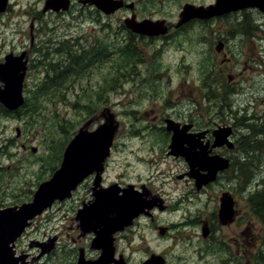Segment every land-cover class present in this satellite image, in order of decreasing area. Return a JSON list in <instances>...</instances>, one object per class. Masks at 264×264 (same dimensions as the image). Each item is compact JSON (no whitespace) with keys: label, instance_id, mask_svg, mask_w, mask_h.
Here are the masks:
<instances>
[{"label":"rangeland","instance_id":"1","mask_svg":"<svg viewBox=\"0 0 264 264\" xmlns=\"http://www.w3.org/2000/svg\"><path fill=\"white\" fill-rule=\"evenodd\" d=\"M30 1L33 3V0ZM151 1L153 3L150 1L145 3L146 10L141 2L138 3L140 16H144L145 10L147 15L174 18L177 1ZM34 15L40 18L33 20L28 18L27 14L10 13L4 15L0 23V64L14 57L22 59L25 69L20 76L22 83L25 79L27 92V102L20 108L21 110L19 109L18 114L9 113L0 116V205L18 204L27 198H32L31 191L38 182L46 180L60 168L67 144L80 129L83 127L88 130L96 129L109 119H114L118 127L113 150L107 163L108 182L112 181L111 184L116 183L117 186L123 185L128 190V183H140L144 176L154 177L159 180L151 182L153 187L156 188L158 182L162 181L167 190L174 195L191 196L201 193L202 191L198 192L196 188L192 190L185 187L178 178L188 163L182 162L183 158L164 155V149L170 144L171 136L169 137L160 126L162 115H158V112L166 113L175 107L174 103L180 102L182 92L188 89V82L195 81L194 86L198 92L202 90L200 82L208 80L206 74L211 72V57L202 45L204 34L198 31L191 35H181L180 39H173L169 43L165 39L164 51L157 56L156 52H151V49L160 42L150 43L137 39L130 41L131 39L125 37L119 30L115 36L112 28H116L117 23L113 18L103 19V23H100L93 19L80 22L78 19L53 12ZM31 24H33L32 31H37L36 39L34 37L37 44L32 47L30 46ZM71 35L75 38H71ZM103 37L108 38V41H105L108 56L98 62L101 57L99 56L94 63L92 60L82 58L83 67L78 66L80 52L82 56L86 51L83 48L94 43L100 46ZM65 38L74 40L75 46L71 57L66 55L68 46L63 42ZM59 46L63 50L57 53L55 48ZM37 50L40 52L38 53ZM44 54H48L47 57H44ZM229 57L231 58L232 55L222 58ZM232 63L237 66L235 72L241 71L244 75L245 65L242 58L234 59ZM183 64L185 71L182 72L179 65ZM169 67L171 71H168ZM146 69H150L147 75ZM162 70L164 73H161ZM250 70L254 72L252 68ZM157 71L160 73L153 79L144 81ZM62 72H65L63 77L50 81L52 77L61 75ZM180 74L182 79L189 80L186 86L182 84ZM249 75L252 73L250 72ZM256 78L254 73V79ZM244 82L245 80L241 79L234 84L235 92L236 89L240 90ZM203 84L202 86L208 91L212 90H209L208 84ZM3 87L4 82L0 79V89ZM38 89L40 93L36 94L35 91ZM214 91L212 93H215ZM230 91L232 92V89ZM240 93L241 91L237 94ZM217 98L220 99L218 96ZM226 100L227 102L220 99L217 102L223 105L227 103V106L234 102L229 98ZM183 103H188V99ZM0 105L7 108L1 101ZM95 105L96 108L92 109L91 107ZM237 107L238 105L234 103L233 112L237 115L234 117L239 119L242 117ZM153 108H163V110L152 113ZM225 112H228L227 107ZM172 116L185 122L191 117L189 114ZM167 117L171 116L167 115ZM196 118L201 119L198 115ZM206 123L207 120L206 122L200 120L196 125L203 127ZM23 144L28 147L23 148ZM32 147H38L36 154L32 152ZM59 154H61L60 160ZM103 173L104 170L98 171L94 180H91L77 199L65 203H63L65 200L57 201L53 205V211L50 210L49 213L33 220L28 237L19 243L21 249L35 253L37 256L39 251H42L41 247L46 246L47 250L41 257L43 262L40 264L77 262L78 248L83 243L78 233L79 223L75 217L77 208L85 197H93L89 189L93 186L103 188L101 177ZM228 182V179L222 178L210 186L204 197L206 202L214 203L209 200L220 192L222 183L227 185ZM105 184L107 186L106 182ZM201 214L208 218L210 212L202 211ZM66 227H70V230ZM237 230L238 224L222 228L218 232H226L217 233L213 240L215 246L219 243L223 246V259L228 264H242L241 255L236 251ZM193 232L202 244L201 252L204 258L212 261L211 264H216L218 259L214 254L219 253V248H214L213 253L206 251L208 242L200 234V224L196 225ZM55 234H60L62 238L61 245L57 249ZM219 238H222V242ZM128 240L126 243L136 248V261L144 259V239L129 236ZM225 243L231 244L230 252H227V248L223 245ZM244 261L247 264L246 255ZM30 263H33L32 260ZM170 264H179V262L171 258ZM254 264L262 263L258 259Z\"/></svg>","mask_w":264,"mask_h":264},{"label":"flooded vegetation","instance_id":"2","mask_svg":"<svg viewBox=\"0 0 264 264\" xmlns=\"http://www.w3.org/2000/svg\"><path fill=\"white\" fill-rule=\"evenodd\" d=\"M60 1H67L68 6L57 8V5H54L52 8L46 9L47 0H33V3L30 0H6V4L0 7V23L3 16L10 13L27 14V17L33 20L40 18L34 14L46 15L49 12L75 18L80 22L85 19H93L103 23V19L110 20L113 18L117 23L116 28H112L115 36L117 30H119L125 37L131 39L130 41L137 39L150 43L160 42L159 45L151 49V52H156L157 56L164 51L165 39L169 43L173 39H180L181 35H191L201 31L204 34L202 45L206 48L205 52H208L211 57V72L206 74L208 80L200 82L202 90L197 92L194 86L195 81L188 82L189 80L182 79L180 74L179 78L182 84L186 86V83H189V90L186 89L182 92V100L180 102L176 101L174 103L176 106L171 108L170 111L166 113L158 112V115H162L160 126L169 137L171 136L172 141L173 131L167 129L168 121L172 120L178 130L184 129L185 133L197 142L195 145L185 142L183 146L194 153L199 152L200 161L216 160L225 163L223 168L216 170L212 180L206 181L205 178L208 174V170L205 169L206 166L198 165L193 169L190 161L183 153L173 152L174 150L170 148V141L168 147L164 149V155L183 158L184 161L182 162L188 163L178 178L182 180L181 182L185 187L192 190L196 188L198 192L202 191L195 195L186 196L174 195L173 192H169L162 181L158 182L156 188L153 187L151 182L159 180L154 177L147 178L144 176L140 183H128L129 186L125 185L128 190L123 185L111 184L112 181L108 182L106 177L107 160L104 163L103 176H101L103 188L93 186L89 189L91 191L90 195H93V197H85L77 208L75 217L79 223L78 233L83 243L79 245L77 262L74 264H170L171 258H174V261H178L179 264H211L212 261H207L204 258V254L201 252L202 244L193 232L197 224H200L202 238L208 242L206 251L213 253L214 248H219V253L214 254L215 258L218 259L216 264L228 263L223 259L224 248L221 243L217 246L213 243L215 235L225 233L226 231L218 232L222 228H229L236 224H238L236 251L241 255L242 264H245V255L248 257L247 264H254L258 259L264 264V5L260 3V0L250 2H246V0H174L178 2V5L173 13L174 18L171 19L166 16L147 15L145 3L147 1L153 3L151 0ZM139 2L144 6V16L139 14ZM186 7L190 8L189 14H186ZM134 21H149L152 25L147 33H137L128 26L130 22L133 23ZM95 24L103 29L105 28L98 23ZM159 24H161L160 27L156 26ZM30 28V46L32 47L37 44V41H34L37 31H32L33 24ZM163 30L165 31L163 32ZM70 37L75 38L72 35ZM71 38H65L63 41L68 46L66 47V55L69 57H71L75 46L74 40ZM106 40L108 41V38L103 37L100 46L94 43L87 46V48H83L86 51L82 56L80 52L78 66L81 65L82 58L88 61L92 60L93 63L99 56L101 57L97 60L98 62L104 60L103 57L108 56ZM24 50L28 51L27 48H24ZM62 50L63 48L60 46L55 48L57 53L62 52ZM37 52L40 51L37 50ZM47 55L44 54V57H47ZM228 55H232V57L224 59ZM26 57L29 59L28 55ZM239 58H242L245 65L244 75L241 71L235 72L237 66L232 63L234 59L238 60ZM183 66L184 64L179 65L182 72L185 71ZM251 68L254 72L250 70ZM149 70H145L146 75L149 74ZM168 71H171L170 67ZM250 72L252 75H249ZM64 73L55 75L50 81L63 77ZM159 73V71L153 73L151 77L148 76L144 81H150ZM161 73H164V70ZM254 73L257 77L256 80L254 79ZM241 79H244L245 82L240 86V90L236 89L235 92L234 84L241 81ZM24 80L22 92L25 99L24 104H26L27 92ZM203 83L208 84L209 90H212L208 91L202 86ZM230 89H232V92ZM212 91L215 93H212ZM240 91L241 93L237 94ZM35 93H40L39 89ZM217 96L226 102V98L232 99L234 102L229 104L230 106H227V103L226 105L220 104L217 102L220 100ZM186 99H188V103H183ZM234 103L238 105L237 109L241 112L239 114L242 118L234 117L237 116L233 112ZM226 107L228 112H225ZM20 108L15 112L13 111L12 114H18ZM91 108H96V105ZM156 110L162 111L163 108H153L151 112L153 113ZM173 114H189L191 117L188 122H185L172 116ZM167 115L171 117H167ZM196 115L201 117L200 120L204 122L207 120L205 126L197 127L196 123L200 120L196 118ZM18 134L20 135L19 130ZM219 136L222 137L219 138ZM22 146L23 148L28 147L25 144ZM35 148L36 151L32 152L36 154L38 147ZM234 163L237 164L234 165ZM195 170L198 172H195ZM97 172L96 170L86 175L77 187L71 190L69 197L64 198L63 203L77 199L85 187L91 183V180H94ZM197 175L202 180L198 179ZM52 176L38 182L37 186L31 191L33 193L32 198H27V200L18 204H1L0 208L19 206L32 201L40 184L50 180ZM222 178L228 179V184L222 183L220 192L209 200L214 201V203L206 202L204 197L208 188ZM111 187L115 188L114 191L112 189L110 191L114 199L117 194L120 197L123 196L124 189L137 195L142 199L141 203H143L140 204L142 207L139 205L142 210L129 224L120 229L121 226H116L114 223L109 226L112 231L102 236L99 227L83 225L81 218L85 215L83 214L81 217L80 211L85 208V205L87 207L92 204L95 205L96 193L99 190L105 191ZM118 187L120 191L116 194L115 191ZM138 197L137 199H139ZM223 204L226 205V210L221 213ZM53 205L37 214L33 220L40 215L49 213L50 210L53 211ZM202 211H205V213L210 212L209 217H203ZM113 214V216L116 215L115 212ZM33 220L30 225L34 223ZM92 224H95V222H92ZM66 229L70 230V227H66ZM140 230H143V232H140ZM29 232L30 226L17 240L16 254L17 256L20 255L19 252L23 254L20 255L18 261L29 264L32 260L33 263L30 264H36V261L37 264H40L43 262L41 257L44 256L47 250L46 246L41 247L42 251L38 250L37 256L35 253L24 251L19 246V243L28 237ZM100 235L105 241L107 239L111 241V244L107 241V247H105L98 241L101 238ZM129 236L144 239V259L141 261H136V248L126 243V241H129ZM55 237L57 238V249L61 245L62 238L60 234H55ZM219 241L222 242V238H219ZM223 245L227 248V252L231 251L230 243Z\"/></svg>","mask_w":264,"mask_h":264},{"label":"water","instance_id":"3","mask_svg":"<svg viewBox=\"0 0 264 264\" xmlns=\"http://www.w3.org/2000/svg\"><path fill=\"white\" fill-rule=\"evenodd\" d=\"M250 1L253 0H246V2ZM260 3L264 5V0H260ZM5 4L6 0H0V7H3ZM54 5H57V8L60 6L66 8L68 2L47 0L46 9L52 8ZM189 13L190 8L186 7V14ZM151 25L152 23L149 21H134L133 23L130 22L128 26L137 33H147ZM156 26L160 27L161 24ZM164 31L165 30H163V32ZM24 69V63L21 58H10L5 63L0 64V79L4 82V87L0 89V101L11 110L19 108L24 103V97L22 95V76H20V73L22 74ZM117 127L118 125L115 124L114 119H109V121L100 125L93 131H89L84 127L81 128L65 148L60 168L54 172L50 180L40 184L38 190L34 194L32 202L25 203L19 208H0V264H24L18 261L19 257H15L14 242L25 229L28 220L33 218L36 214L41 213L47 207H51L52 203L57 199H64L67 197L71 190L76 188L89 173L96 170H103L101 166L110 154ZM167 129L173 131L170 144V148L174 150L173 152L183 153L190 161L193 169L198 165L206 164L205 169L208 170L207 177L205 178L206 181L212 180L216 170L225 166V163L223 164L216 160L200 161L199 152L194 153L189 148H185L183 146L185 142L191 145H195L197 142L192 140V138L185 133L184 129L178 130L174 126L172 120L168 121ZM221 137L222 136H219V138ZM32 150L35 152L36 148L34 147ZM195 172L198 171L195 170ZM199 175H197V178L202 180ZM111 189L113 191L115 190V188H108L105 191L99 190L96 193L97 200L95 205L92 204L88 207L85 205V208L80 211L81 217L83 214L86 217L81 218L83 225L86 224L99 227L102 231V236L112 231L109 229V226H112L114 223L116 226H121L120 229L124 225L129 224L142 210L139 205L143 202L141 203L142 199L137 195L132 192H127V190L124 189L123 191L127 195V200H124V198L121 199L118 196L114 199L112 197V192H110L112 191ZM116 190L117 193L120 191V189ZM137 197L139 199H137ZM225 210L226 205L223 204L221 213H224ZM114 212L116 213L115 216H113ZM92 222H95V224H92ZM98 241L105 247H107V241L111 244V241L108 239L105 241L102 237L98 239ZM104 256L106 255L104 254Z\"/></svg>","mask_w":264,"mask_h":264},{"label":"trees","instance_id":"4","mask_svg":"<svg viewBox=\"0 0 264 264\" xmlns=\"http://www.w3.org/2000/svg\"><path fill=\"white\" fill-rule=\"evenodd\" d=\"M33 102H36L35 100H32ZM1 106V105H0ZM15 112V111H14ZM9 113H13L10 110H8L7 108H3L2 106L0 107V116L1 115H8ZM61 159V154H59V160Z\"/></svg>","mask_w":264,"mask_h":264},{"label":"bare ground","instance_id":"5","mask_svg":"<svg viewBox=\"0 0 264 264\" xmlns=\"http://www.w3.org/2000/svg\"><path fill=\"white\" fill-rule=\"evenodd\" d=\"M104 166V163L102 164V166L101 167H103Z\"/></svg>","mask_w":264,"mask_h":264}]
</instances>
